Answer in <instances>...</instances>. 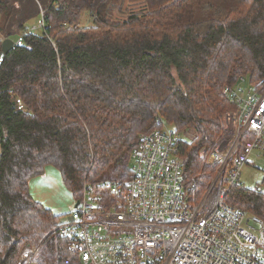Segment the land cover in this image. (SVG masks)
<instances>
[{
	"label": "trees",
	"instance_id": "16d2710c",
	"mask_svg": "<svg viewBox=\"0 0 264 264\" xmlns=\"http://www.w3.org/2000/svg\"><path fill=\"white\" fill-rule=\"evenodd\" d=\"M131 1L138 9L124 13V0H0V50L44 22L0 65V264H17L26 244L41 245L34 264H79L57 233L60 215L30 193L46 166L75 200L84 183L127 179L138 135L160 117L201 191L215 168L200 149L232 109L222 88L244 77L264 89V0ZM225 201L264 215L256 189L233 186Z\"/></svg>",
	"mask_w": 264,
	"mask_h": 264
},
{
	"label": "built area",
	"instance_id": "2783aa9c",
	"mask_svg": "<svg viewBox=\"0 0 264 264\" xmlns=\"http://www.w3.org/2000/svg\"><path fill=\"white\" fill-rule=\"evenodd\" d=\"M43 26L40 19L19 33L15 45ZM222 95L232 109L219 138L200 149L215 168L201 191L184 175L178 133L160 117L138 135L127 179L83 184L71 220L56 228L79 264H264V215L225 201L231 187L246 189L242 169L264 160V89L240 77ZM16 106L24 110L19 98ZM261 184L264 193V175ZM40 246L24 245L17 264L34 263Z\"/></svg>",
	"mask_w": 264,
	"mask_h": 264
},
{
	"label": "rangeland",
	"instance_id": "374dc122",
	"mask_svg": "<svg viewBox=\"0 0 264 264\" xmlns=\"http://www.w3.org/2000/svg\"><path fill=\"white\" fill-rule=\"evenodd\" d=\"M122 7L123 9H125L124 13H126L128 11L138 9L139 4L135 1L124 0V2H122ZM122 16H123L122 14L116 13L114 14L113 17L118 19ZM91 22H92V18L86 12H84L82 14L80 24L89 25L91 24ZM35 32L40 33L41 30H37ZM247 83H248V80H247ZM170 128H173V127L170 126ZM181 137L185 140H189L191 138V135L187 134V135H182ZM50 171L55 173V176H51L50 174H48ZM263 175H264V160L261 158L258 161H254V162L250 161L242 169L239 182L241 185H243L246 188L263 190V186L261 184ZM37 178L38 179L45 178L46 183L32 182L31 184L32 192L36 191L38 193L37 197H40L42 199L41 203H43L45 207L46 206L47 208L49 207L52 211L57 212L58 215H60L61 221L63 222L70 221L71 215L69 214V212H71L73 209V206L75 204V199H73L70 196L69 191L62 184L58 170L54 166L48 165L44 168L43 174L33 177L32 179L34 181H37L38 180ZM31 264H34V263H31Z\"/></svg>",
	"mask_w": 264,
	"mask_h": 264
},
{
	"label": "water",
	"instance_id": "95a60500",
	"mask_svg": "<svg viewBox=\"0 0 264 264\" xmlns=\"http://www.w3.org/2000/svg\"><path fill=\"white\" fill-rule=\"evenodd\" d=\"M15 45L14 41L10 38H5L1 41V50H0V65L4 61V58L8 51ZM78 205V201L75 203V207Z\"/></svg>",
	"mask_w": 264,
	"mask_h": 264
},
{
	"label": "crops",
	"instance_id": "0c3cea01",
	"mask_svg": "<svg viewBox=\"0 0 264 264\" xmlns=\"http://www.w3.org/2000/svg\"><path fill=\"white\" fill-rule=\"evenodd\" d=\"M46 172V171H45ZM48 174H50L51 176H55V173H53V172H49ZM40 178V177H39ZM61 178V177H60ZM38 179V178H37ZM36 179V180H37ZM38 181V182H37ZM37 181H34L33 179H31L30 181H29V190H30V193H31V195H32V197L35 199V200H38V201H40V202H42V199L40 198V197H37V195H38V193L35 191V192H32V190H31V184H32V182H36V183H46V179L44 178V179H38ZM69 194H70V192H69ZM70 196H71V194H70ZM43 204V203H42ZM45 206V205H44ZM47 207V206H46ZM49 208V207H48ZM54 214H57L58 215V213L57 212H54V211H52Z\"/></svg>",
	"mask_w": 264,
	"mask_h": 264
},
{
	"label": "bare ground",
	"instance_id": "6f19581e",
	"mask_svg": "<svg viewBox=\"0 0 264 264\" xmlns=\"http://www.w3.org/2000/svg\"><path fill=\"white\" fill-rule=\"evenodd\" d=\"M259 172V171H258ZM260 174V173H259ZM129 177V176H128ZM186 177V176H185ZM250 189V188H249ZM250 214V213H249ZM254 214V213H253ZM258 215V214H257ZM69 250V249H68Z\"/></svg>",
	"mask_w": 264,
	"mask_h": 264
}]
</instances>
